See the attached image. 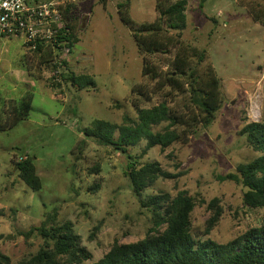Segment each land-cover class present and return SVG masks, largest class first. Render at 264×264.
<instances>
[{
	"label": "rangeland",
	"instance_id": "374dc122",
	"mask_svg": "<svg viewBox=\"0 0 264 264\" xmlns=\"http://www.w3.org/2000/svg\"><path fill=\"white\" fill-rule=\"evenodd\" d=\"M51 1L72 5L77 19L78 42L58 73L54 63H43L41 56L27 51L22 40L0 41V112L5 101L10 115L6 127L13 121L15 102L34 94L30 118L0 130V253L13 262L35 255L43 240L26 234L49 214L55 215L56 224H74L93 261L116 240L133 243L145 238L152 214L141 207L126 176L128 156L140 164L157 161L164 172L176 176L160 178L143 200L182 191L196 200L192 215L196 239L206 230L214 199L220 200L222 216L208 238L227 243L260 227L264 211L246 207L242 186L220 177L258 157L240 132L247 123L264 120V23L255 18L263 16L264 0H210L211 7H201L202 0H187L183 39L208 51L207 63L222 79L224 103L210 127L198 129L185 144L166 151L156 147L146 154L145 140L126 154L88 142L79 159L72 149L84 137L83 130L97 120L123 125L127 117L136 119L132 89L149 81L142 75L143 59L132 33L118 14L121 0H28ZM131 3L137 22L157 19L156 0ZM70 72L93 77L96 88L66 84L62 75ZM164 98V92L155 94L144 106ZM167 100L172 107L181 104L176 94ZM256 105L257 121L252 119ZM27 158L34 159L43 181L38 192L20 179L16 168V161Z\"/></svg>",
	"mask_w": 264,
	"mask_h": 264
},
{
	"label": "trees",
	"instance_id": "16d2710c",
	"mask_svg": "<svg viewBox=\"0 0 264 264\" xmlns=\"http://www.w3.org/2000/svg\"><path fill=\"white\" fill-rule=\"evenodd\" d=\"M207 0L201 1V7ZM187 0H156L158 14L154 22H137L131 14V0H121L117 5L123 24L129 28L143 59L142 75L149 81L132 89V105L137 117H127L123 125L105 120H97L93 127L83 130V138L72 149L76 158L85 151L88 142L112 147L126 154L130 147L147 142L144 153L160 147L166 151L177 143H187L198 129L208 128L215 121L224 103L222 79L213 64L207 63L208 51L187 44L184 33L187 29ZM71 30L70 35L61 33L60 42H68L71 50L78 40L76 18L72 16V5L60 6ZM256 20L262 19L258 15ZM34 56H41L42 62L52 64L53 51L48 48L43 53L39 47ZM41 54V55H40ZM64 66L67 63L64 61ZM57 66L53 65V69ZM66 84L80 89L96 88L93 77L68 73L62 75ZM153 85V86H152ZM166 90V91H165ZM164 92L165 98L152 107L155 94ZM181 98L172 107L168 98L173 95ZM34 94L29 93L12 107V118L3 101L0 112V130L15 127L28 120L32 111ZM183 103V104H182ZM160 128V129H159ZM119 133L118 137L116 134ZM258 157L249 163L238 166L234 174L220 177L234 181L243 188V203L253 210L264 211V120L247 123L241 130ZM126 176L141 207L152 214V225L145 238L133 243H120L116 240L109 251L99 260L93 261V254L82 245L72 222L56 224L55 215H48L39 227L32 228L27 237L43 240V246L30 258L18 262L0 253V264H264V214L260 227L249 228L244 234L227 243H218L208 238L222 216L219 199L209 204L212 216L207 222L202 237L192 234V215L197 206L196 200L182 191L172 196L159 193L143 200L146 190L160 178H175L163 171L157 161L140 164L128 156ZM20 179L34 192L43 188L33 158L16 161ZM99 168L96 169V172ZM99 186L95 185L94 189ZM3 237L0 236V239Z\"/></svg>",
	"mask_w": 264,
	"mask_h": 264
},
{
	"label": "built area",
	"instance_id": "2783aa9c",
	"mask_svg": "<svg viewBox=\"0 0 264 264\" xmlns=\"http://www.w3.org/2000/svg\"><path fill=\"white\" fill-rule=\"evenodd\" d=\"M61 5L56 1L32 4L28 0H0V38L21 39L30 53L37 52L40 46L43 53L51 48L58 73L65 58L72 53L68 42L59 40L62 32L71 34ZM259 113L256 105L252 108V119L257 121Z\"/></svg>",
	"mask_w": 264,
	"mask_h": 264
},
{
	"label": "crops",
	"instance_id": "0c3cea01",
	"mask_svg": "<svg viewBox=\"0 0 264 264\" xmlns=\"http://www.w3.org/2000/svg\"><path fill=\"white\" fill-rule=\"evenodd\" d=\"M209 1H210V0H207V1L205 2L206 4H204V5H205V6H208V7H211V6H210L211 3H209ZM211 1H212V0H211ZM2 39H5V38H0V41H1ZM9 40H18V39H9ZM19 40H21V39H19ZM75 45H76V44H75Z\"/></svg>",
	"mask_w": 264,
	"mask_h": 264
}]
</instances>
